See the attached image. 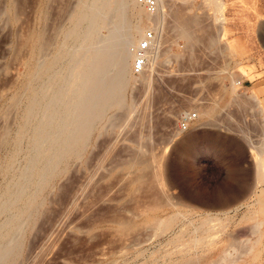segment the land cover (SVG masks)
I'll list each match as a JSON object with an SVG mask.
<instances>
[{
    "label": "rangeland",
    "instance_id": "1",
    "mask_svg": "<svg viewBox=\"0 0 264 264\" xmlns=\"http://www.w3.org/2000/svg\"><path fill=\"white\" fill-rule=\"evenodd\" d=\"M220 1L225 4L164 1L167 12L153 72L134 73L130 60L126 109L106 108L82 154L63 160L32 212L22 218L19 233L0 240V264H225L221 260L227 253L232 264H264V179L259 181L256 174L257 151L264 152V100L244 83H236L237 92L232 93L237 79L257 73L254 81H264V55H259L260 50L264 54V0ZM77 3L15 0L11 6L10 0H0V133L7 125L12 128L9 141L0 145V192L10 180L13 190L18 188L29 149L25 138L14 168L4 169L14 152L11 137L21 109V103L12 108L10 98L20 94L37 56V32L43 21L48 20L49 37L60 25L65 30ZM135 4L136 0H124L119 12L123 22L115 24L113 17L112 23L100 27L105 42L96 39L77 49L90 75L99 64L97 54L110 48L111 38L128 45L137 23L141 29L137 40L145 28L155 26L145 8ZM185 24L189 29L180 31ZM244 37L250 38L251 54L255 53L250 61L235 45ZM63 40L60 32L48 52ZM72 42L80 43L67 41L70 46ZM90 51L93 58H87ZM79 90L72 91L77 103ZM211 108L210 114L205 113ZM187 110H197L199 117L179 132L177 118ZM138 153L152 163L143 183L135 180L138 166L127 165ZM156 159L163 160L159 180L154 179ZM168 197L173 204L165 200ZM154 200L157 205L151 207ZM207 212L214 215L212 237L194 242L195 235L206 233L195 228L204 223ZM7 215L0 213V224ZM172 215L169 227L150 225ZM259 219V230H253ZM128 220L134 227L122 228L121 222ZM11 241L20 244L18 252L9 250Z\"/></svg>",
    "mask_w": 264,
    "mask_h": 264
},
{
    "label": "bare ground",
    "instance_id": "2",
    "mask_svg": "<svg viewBox=\"0 0 264 264\" xmlns=\"http://www.w3.org/2000/svg\"><path fill=\"white\" fill-rule=\"evenodd\" d=\"M14 1L15 0H10L11 6L14 5ZM164 1L165 0H158L159 11L156 14L152 16L148 14V16L155 22L154 29L156 31L157 42H159V34L163 28V21L167 12L164 9L166 5L164 4ZM123 3L124 0H78L76 7L70 14L69 19L71 24L69 27L64 30L63 25L58 26L56 28L57 30L54 32L55 35L53 34L51 37H49L46 32V23L48 20H46V22L44 20L41 24V29L37 32L38 45L35 50L37 51V56L35 57L33 64L29 67L30 69L25 76L26 80L20 94H15L10 98V106H13L16 109L21 103V109L14 134L11 137L14 152H12L9 158H7L4 169L9 170L14 168L16 153L21 150L22 142L25 138L29 139V149L24 160V166L19 171V179L17 182L19 183L17 184L18 188L13 190V185L15 183H12V180H10L0 192V213L6 212L9 214L7 215V220L3 224H0V240L6 238L13 239L14 237L12 236V238L11 235L14 231L19 233L18 230L20 229L22 218L24 215L32 212L33 207L37 203L36 198L41 194L42 189L48 181L57 173L63 160L68 159L69 157H79L82 154L94 124L101 119L105 109L109 106L122 107L125 105L124 88L130 80V60L133 58L129 46L137 41L135 35L141 32L138 23L133 29L134 39H132L128 45L127 43L117 42V40L115 41V39L111 38L112 40H109L112 42L110 48L109 46L101 48L102 50L97 54L99 64L92 75H90L86 69L85 59L80 56L82 53L77 50L83 48L88 41L93 42L96 39H100L101 42H105L106 39L99 33L100 27L107 21L112 23L113 17L115 18V24H121L123 22L124 16L123 14H119L121 7H123L121 4ZM135 5L142 8L137 0ZM218 5L223 6L224 2L219 0ZM48 9L49 8L43 10L45 19L48 17ZM178 26L180 27V25ZM180 28V31L182 29H189L186 25L184 27L181 26ZM60 32L64 33L63 42L57 49H55V51L49 53L48 49L51 42L57 38ZM180 34L187 36L188 31L181 32ZM69 39H79L80 43L73 45L72 42V46H70L67 43ZM157 50L155 47L150 52L148 63L140 75L144 76V72L148 70L153 72L155 68L154 61L158 57ZM34 55L35 53H33V56ZM94 56V53L90 51L87 58H93ZM60 62L65 64L63 68L59 66ZM79 64L80 69L77 70ZM111 71L113 72L112 74ZM147 77H149V74ZM147 82L148 81H146V83ZM76 88L80 89L78 103L74 101L72 94V91ZM236 92V81H233L232 93ZM255 97L257 98L256 94H254V98ZM124 108L126 109V106H124ZM211 111L212 108L205 113L210 114ZM7 126L3 128L0 133V145L9 141V135H11L12 128L9 129ZM251 147L254 148V146ZM139 153L137 156L131 157L127 162V165L138 166L135 180L143 183V178H146L144 177L146 176L145 173L148 172L152 163L150 159L149 161L147 157L143 154L139 155ZM257 153V155L260 156V159L256 161V174L258 180H263L264 152L257 151ZM161 160L162 159H156L155 161L157 162V171L154 172V179L156 180L160 179L161 175L159 172L163 171L161 168ZM25 168L31 169V172L29 174L26 173ZM150 171L151 170H149V172ZM131 177L133 178V176ZM138 184L141 185L139 182ZM170 199L172 198L168 197L165 200L169 201ZM155 200L154 202L152 201L154 204H151V202L149 203L151 207L156 206V203L158 202L161 205V202H163L161 200H156L157 202L155 203ZM165 202L163 205H165ZM170 202H172V200H170ZM147 205L146 207L148 208ZM160 205L158 204V206ZM213 217L214 215H212V213H206L204 223L195 228V230L201 228L206 233L201 236L195 235L193 239L194 242H203L207 237H212V228L214 227L212 222V220H214ZM174 218L175 215H172L167 219H155V224L152 223L150 225H154L153 228H155V226L157 228H166L169 227ZM261 222L262 220L259 219L252 226V229L256 231L259 230ZM121 223L122 228L128 229L133 228L135 225L131 220ZM12 244L13 242L11 241L9 250L13 251L15 249L14 251L18 252L20 244ZM251 247L252 244L249 248ZM228 254L230 253H227V255L222 258L221 263L232 264L234 259H232V257L229 258ZM172 264L181 263L174 262ZM214 264L218 263L214 262Z\"/></svg>",
    "mask_w": 264,
    "mask_h": 264
},
{
    "label": "built area",
    "instance_id": "3",
    "mask_svg": "<svg viewBox=\"0 0 264 264\" xmlns=\"http://www.w3.org/2000/svg\"><path fill=\"white\" fill-rule=\"evenodd\" d=\"M149 15H154L159 11L158 0H137ZM156 31L153 26H148L143 31L142 36L133 44H130V51L133 54L131 69L134 73L140 74L144 71L150 52L156 47ZM238 84H241V80L237 79ZM199 117L197 110H187L181 114L176 121V127L179 132L189 129Z\"/></svg>",
    "mask_w": 264,
    "mask_h": 264
},
{
    "label": "crops",
    "instance_id": "4",
    "mask_svg": "<svg viewBox=\"0 0 264 264\" xmlns=\"http://www.w3.org/2000/svg\"><path fill=\"white\" fill-rule=\"evenodd\" d=\"M216 1V0H215ZM215 1H213L212 0V3L215 5V6H217V3L218 2H215ZM224 2V1H223ZM224 4H225V2H224ZM210 8H211V11L210 12H214V10H212V8H214L213 6H210ZM217 12V11H216ZM186 25V24H185ZM212 38L214 39V36H212ZM250 38H243L242 40H240L241 41V43H240V41H237V39H236V41H235V45L237 46V50H238V53H240V52H243V54L244 55H246V54H248L249 55V57H250V59H249V61L251 60V55H255V53H253V54H251V49H250V40H249ZM264 45V44H263ZM261 51V50H260ZM259 51V55H264L263 53H261ZM260 58H261V56H260ZM250 64V63H249ZM257 78H259V75L257 74V73H255V75L254 76H248V77H246V78H244L241 82V84H245V86H247V87H250V91L251 90H254L257 94H258V96L261 98V99H263L264 100V81H262V82H257L256 83V81H254L255 79H257ZM249 91V92H250ZM192 125H194V122L192 123Z\"/></svg>",
    "mask_w": 264,
    "mask_h": 264
}]
</instances>
